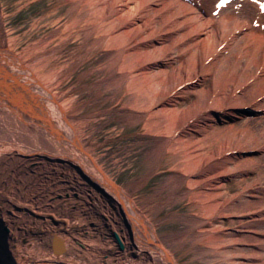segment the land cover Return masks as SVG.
<instances>
[{
    "label": "bare ground",
    "instance_id": "1",
    "mask_svg": "<svg viewBox=\"0 0 264 264\" xmlns=\"http://www.w3.org/2000/svg\"><path fill=\"white\" fill-rule=\"evenodd\" d=\"M218 1L64 2L73 17L64 42H87L85 59L103 52L94 71L106 90L126 89L122 122H143L154 137L152 169L135 190L167 164L173 173L160 191L169 192L156 206L195 207L168 217L185 226L163 240L85 148L77 117L9 48L0 12V264H178L164 245L175 240L204 264H264L263 170L237 193L222 190L228 177L264 165V123L226 128L215 148L210 140L219 120L246 110L264 118V12L244 0L214 15ZM244 154L245 164H232ZM227 217L237 225L225 227Z\"/></svg>",
    "mask_w": 264,
    "mask_h": 264
},
{
    "label": "rangeland",
    "instance_id": "2",
    "mask_svg": "<svg viewBox=\"0 0 264 264\" xmlns=\"http://www.w3.org/2000/svg\"><path fill=\"white\" fill-rule=\"evenodd\" d=\"M64 2L65 0H0V12L4 16L5 37L9 48L57 94L63 108L77 117L75 123L82 128L80 137L85 148L117 184L130 189L134 201L155 224L158 240H163L185 226L180 220L168 217L179 212L189 213L195 207L186 199L175 201L176 204L156 206L157 199L169 192L167 189L160 191L163 182L173 173L167 164L157 169L142 188L135 190L136 182L152 169L147 153L154 137L146 134L143 122L135 125L122 122L119 109L128 102L126 89L115 94L113 89L106 90L99 82L105 77L103 72L97 69L94 71L103 58V52L99 50L85 59L82 58V52L85 51L87 42L80 37L64 42L66 26L73 18L69 4ZM203 85L208 86V83L203 82ZM236 93L244 95L241 89L236 90ZM193 97L194 94H191L180 107L188 104ZM262 122L264 123V118L251 113L226 121L219 120L211 128V133L215 135L210 138L214 140L210 147H217L220 135L226 128L245 129L248 125L256 131ZM256 153L248 154L258 160L260 157ZM234 161L232 164H245V154L238 155ZM257 169L260 170H251L240 178L228 177L222 188L223 192L237 193L247 181L260 179L264 165L261 163L260 167L258 162ZM222 223L227 228L237 225L228 217L223 218ZM164 245L178 264L205 262L190 241V249L181 247L176 240Z\"/></svg>",
    "mask_w": 264,
    "mask_h": 264
}]
</instances>
